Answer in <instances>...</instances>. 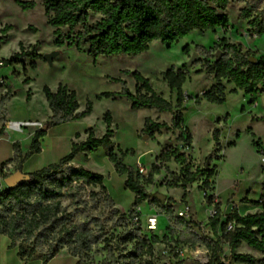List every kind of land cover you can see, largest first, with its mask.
Returning a JSON list of instances; mask_svg holds the SVG:
<instances>
[{"label":"rangeland","instance_id":"obj_1","mask_svg":"<svg viewBox=\"0 0 264 264\" xmlns=\"http://www.w3.org/2000/svg\"><path fill=\"white\" fill-rule=\"evenodd\" d=\"M18 1H34L35 6L25 10ZM44 2L45 0H0V101L5 93H11L5 108L0 107V127L4 125L7 132L0 137V165L9 163L8 170L16 171L14 143L20 142V154L24 157L30 150L35 132L44 128L53 115L44 87L49 86L56 91L60 84H64L76 91L80 105L78 111L85 109L88 99L93 102L94 109L80 120L54 127L51 130L54 135L53 149L45 146L42 152L28 158L23 164L25 173L58 163L70 152L72 138L77 131L87 135L85 130L94 127L96 136H103L106 131L104 114L109 110L114 118V152L120 156L119 147L126 152L125 164L136 170L139 164H143L151 172L161 164L157 160L161 151L166 146L177 145L188 155L191 171H195L197 167L206 168L208 160L211 167H216V175L211 179L208 194H215L224 213L232 208L239 211V205L259 203L264 206V203H260L264 199V89L259 94L257 103L252 105L248 95L241 90L234 92L235 86L223 80L222 84L226 89L225 103L215 104L204 98V93L216 85L214 75L208 70V63L214 60L213 55L222 51V38L241 44L244 51L251 50L257 57L264 55V34L251 36L249 21L240 17L243 8L257 3L256 15L264 21V0H230L225 11L230 21L227 30L220 28L215 32L194 31L171 46L155 41L148 51L136 56L119 54L96 59L87 53V43H82V50L67 45L59 47L56 44L57 35L55 28L49 23ZM62 29L64 33L69 32L68 27ZM21 45L29 50L34 49L43 58H25L22 63L8 64L7 60L21 50ZM56 50L60 54L55 57L53 64L48 63L44 54ZM195 54L196 60L189 64ZM184 64L188 71L184 91L194 97L183 106L184 126L192 134V145L189 147L180 140L179 130L164 128L154 138L143 130L147 117L170 124L172 113L148 108L133 109L131 101L124 96L117 99L100 97L103 92L121 90V83L114 80L118 78L126 80L130 91L135 93L136 80L132 73L122 74L123 70H130L140 71L149 77L156 91L176 104L177 91L169 87L163 78V72L172 67L181 68ZM27 78H30V82L26 83ZM29 91L32 94L28 101ZM27 122H36V125L28 126ZM215 134L218 141L214 139ZM83 137H79L78 141ZM231 143L234 145H230ZM218 144L220 149H217ZM108 152L109 147L101 146L95 152L80 153L77 160L71 162L105 176L103 190L100 186H88L83 190L86 203L79 209H76L70 198L63 201L69 211L75 210L74 219L83 221L87 215L97 216L106 225L108 243L96 245L85 264H147L149 261L151 264H207L211 252L204 240L213 239L214 235L206 225L209 220V202L205 198V190L201 189L203 176L198 175L187 186V191L170 187L176 176L184 174L186 166L174 160L165 163L161 171L153 176L152 182H148V178L143 182L150 195L163 193L166 201H146L135 206V194L125 186L126 175L116 171ZM91 191L99 192L100 196L92 198ZM104 193L112 196L113 206L105 200ZM184 204L191 205L199 218L205 217L201 228L181 225L178 210ZM113 208H118L120 214H130L134 227L141 228L142 236L151 238L158 235L163 239V242L154 244L152 259L147 256L139 260L132 258L138 252L135 242L123 244L117 237L125 231L130 220L120 222V218L115 217ZM153 211L160 214V222L159 229L150 232L146 227V218ZM200 251L204 255L195 254ZM40 259H33V264H43ZM77 262L75 256L62 249L59 257L47 264ZM227 264L239 263L230 256Z\"/></svg>","mask_w":264,"mask_h":264},{"label":"trees","instance_id":"obj_2","mask_svg":"<svg viewBox=\"0 0 264 264\" xmlns=\"http://www.w3.org/2000/svg\"><path fill=\"white\" fill-rule=\"evenodd\" d=\"M229 3L230 0H45L44 5L49 23L55 28L56 44L59 47L67 45L82 50V43H87V53L96 59L100 56L119 54L136 56L148 51L155 41L171 46L194 31L215 32L220 28L227 30L230 21L225 11ZM18 4L25 10L35 6L34 1H18ZM257 7V3L249 4L240 13L241 19L249 21L251 36L264 34V21L256 15ZM94 18L97 19L93 21ZM64 27L69 28L68 33L63 32ZM76 28L79 30L76 31ZM220 47L222 51L213 55L214 60L208 63V70L214 75L216 85L204 93V98L215 104L225 103L226 89L222 81L227 80L235 86L234 92L243 91L250 97V104L254 105L264 89V55L257 57L251 50L244 51L241 44L229 42L226 38H222ZM252 57H257V61L252 62ZM25 58L38 59L43 56L34 49L29 50L21 45V50L11 56L7 63H22ZM186 66L184 64L178 69L172 67L163 72V78L169 87L177 91L176 104L157 92L149 77L140 71L130 70H123L122 74L132 73L136 80L135 93L130 91L126 80L118 78L114 80L121 83V90L103 92L100 97L117 99L124 96L131 101L133 109L148 108L172 113L170 124L147 117L143 130L152 138L164 128L179 130L180 140L189 147L192 145V134L184 126L183 106L194 97L184 91V84L188 79ZM25 82H30V78ZM44 92L53 115L44 128L35 132L30 150L24 157L20 154V142L14 143L16 171H23L24 162L42 151L40 140L50 128L80 120L94 109L93 102L88 99L85 109L78 112L80 105L77 93L67 85L60 84L56 91L45 86ZM31 94L29 91L28 101L31 100ZM10 98L11 93L3 95L0 101L2 109ZM104 121L106 131L103 136H96L94 127H88L85 130L87 138L82 142L73 141L71 151L58 163L29 172V181L9 187L0 195V233L10 237L12 247H18V253L24 261L40 257L43 264H47L62 249L67 248L70 254L78 258L77 264H85L96 245L101 242L108 243V231L100 217L87 215L85 220L79 221L74 219L75 210L69 211L68 206L63 205L64 199L70 198L76 209H79L86 203L83 198V190L86 187L100 186L102 190L105 188L103 174L71 163L80 153L95 152L101 146L109 147V159L114 162L119 174L126 175L125 186L135 194V206L146 201L159 202L147 191L143 182L145 177L124 163L126 152L119 149L121 156L114 152V118L111 111L105 112ZM6 134L5 126L2 125L0 137ZM79 137L80 133L77 132L76 138ZM214 139L218 141L217 134ZM217 149H220L219 144ZM209 158L210 156L207 159ZM157 160L161 164L150 172L148 182H152L153 176L161 171L163 164L174 160L186 166V169L183 175L176 176L170 187L187 191V186L193 183L198 175H202L201 189H211V179L216 175V167H211L209 160L206 168L197 167L195 171H191L188 155L177 145L166 146ZM90 195L97 198L100 193L91 191ZM104 198L109 205H114L109 193H104ZM205 198L209 204L213 202V195L207 193ZM217 207L220 208V203ZM112 211L115 217L120 218V222L130 220L125 226V231L117 237L123 244L135 242L138 252L132 258L139 260L147 256L152 259L154 244L163 242V239L158 235L151 238L142 236L141 228L134 227L130 214H120L118 208H113ZM230 217L237 221L232 231L226 230V222L221 221L219 216L209 219L207 226L211 227L214 238L204 240L211 252L207 264H224L221 261L224 239L230 241L232 257L236 263L264 264V257L258 258L250 253L237 252L245 242L264 254V206L263 210L257 213L241 215L236 211ZM179 220L185 227L203 226L202 222L193 219ZM219 230L222 231L221 235Z\"/></svg>","mask_w":264,"mask_h":264},{"label":"built area","instance_id":"obj_3","mask_svg":"<svg viewBox=\"0 0 264 264\" xmlns=\"http://www.w3.org/2000/svg\"><path fill=\"white\" fill-rule=\"evenodd\" d=\"M26 125H28V126L29 125H36V122H34V123L27 122ZM262 161L264 162V156H262ZM9 166H10L9 163H5V164L0 165V195L7 188L10 187L6 183V180H5L6 177H8L9 175H11L13 173V171L8 170ZM137 171L145 178H148V176L150 174V172L146 169V167L143 164H139ZM207 193H208V191H204V195H206ZM218 203H219L218 198L215 196V194H213V202L208 205L209 217L213 218V217L219 216L221 221L226 222V230L227 231L234 230L236 225H237V221H236V219L231 218L230 216L236 211L234 210V208H232L230 211H227L226 213H224L221 208L217 207ZM260 203H264V199H261ZM178 216L180 218H183V219L190 221L192 219V216H193V210H192L191 205L184 204L183 207L180 210H178ZM159 217H160V214L156 211H153V212L147 214L146 227H147L148 231L152 232V231H156L159 229V222H160ZM136 219L138 220V218H136ZM230 256H232L230 241L227 239H224L223 250L221 253V261L224 264H227V259ZM207 261H208V258H207L206 262Z\"/></svg>","mask_w":264,"mask_h":264},{"label":"crops","instance_id":"obj_4","mask_svg":"<svg viewBox=\"0 0 264 264\" xmlns=\"http://www.w3.org/2000/svg\"><path fill=\"white\" fill-rule=\"evenodd\" d=\"M78 112H80V111H78ZM54 127H56V126H54ZM54 127L50 128L47 131V134L44 137L41 138L40 141H41L42 151H43L45 146H47L50 150L53 149V147H54V135L51 134V130ZM77 132L80 133V137L84 136L83 138L80 139V141H78V138H76V133ZM77 132L75 133V137L72 138V144H73V141L82 142V141H84L87 138V135H85L84 132H81V131H77ZM81 134H82V136H81ZM31 142H32V139H31ZM46 142H47V144H45ZM113 146H115L114 143H113ZM71 149H72V145H71ZM119 149H120V147H119ZM123 152H125V151L123 150ZM84 153L85 154H89L87 152H84ZM119 153H120V156H121L122 153L121 152H119ZM77 156L74 158L73 161L77 160ZM23 172H25V169H23ZM104 184H105V182H104ZM238 210L239 211H237V212L239 214H241V215H246L248 213H257V212H260V211L263 210V205H260L259 203L255 204V205H250V206H248V205L240 206L239 205ZM242 212H245V213L242 214ZM194 213H195V211H193V216H192L193 220L198 221V222H202V223H203V221H205V217L199 218L196 213H195V216H194ZM208 217H209V215H208ZM209 219H210V217H209ZM208 222H209V220H208ZM208 222L206 223V225L208 224ZM208 227H210V226H208ZM221 234H222V231L219 230V235H221ZM11 244H12V240L10 239V237H8L6 234L0 233V264H33V260L24 261L20 257V255L18 253V247H12ZM64 249L67 250V252L69 253L67 248H64ZM237 252H240V253H251V254L255 255L256 257H258V258H263L264 257L263 253H261V252L255 250L254 248L250 247L245 242L242 243V245L238 248ZM60 254H61V251L54 258H52L51 260L59 257ZM38 258H40V257H38ZM77 261H78V258H77Z\"/></svg>","mask_w":264,"mask_h":264},{"label":"water","instance_id":"obj_5","mask_svg":"<svg viewBox=\"0 0 264 264\" xmlns=\"http://www.w3.org/2000/svg\"><path fill=\"white\" fill-rule=\"evenodd\" d=\"M60 54L59 50L53 51L51 53H46L44 54V59L50 63L53 64L54 59L57 55ZM197 55H193V57L190 59L189 64L193 63L194 60H196ZM252 62H256L257 61V57H252L251 58ZM6 183L10 186V187H14L17 186L18 184H20L21 182L24 181H29L30 180V175L28 173H25L23 171H15L13 172L11 175H9L8 177H6ZM154 198H156L159 202L164 203L166 201V195L163 193H156L154 195Z\"/></svg>","mask_w":264,"mask_h":264},{"label":"bare ground","instance_id":"obj_6","mask_svg":"<svg viewBox=\"0 0 264 264\" xmlns=\"http://www.w3.org/2000/svg\"><path fill=\"white\" fill-rule=\"evenodd\" d=\"M195 254L196 255H201V256L204 255V253H202L201 251L200 252H196Z\"/></svg>","mask_w":264,"mask_h":264}]
</instances>
